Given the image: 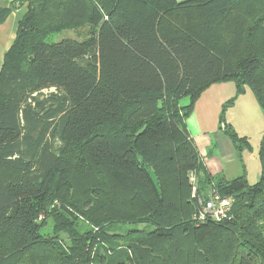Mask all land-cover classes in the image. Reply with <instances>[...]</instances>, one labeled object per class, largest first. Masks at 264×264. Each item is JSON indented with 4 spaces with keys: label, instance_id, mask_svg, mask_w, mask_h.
I'll list each match as a JSON object with an SVG mask.
<instances>
[{
    "label": "trees",
    "instance_id": "1",
    "mask_svg": "<svg viewBox=\"0 0 264 264\" xmlns=\"http://www.w3.org/2000/svg\"><path fill=\"white\" fill-rule=\"evenodd\" d=\"M15 1L27 10L0 68V264H264L263 149L255 183L213 176L186 127L208 86L233 82L219 121L249 147L224 114L246 88L264 111V0H14L0 23ZM83 25L81 40L45 41ZM190 173L196 194L231 199L227 218H193Z\"/></svg>",
    "mask_w": 264,
    "mask_h": 264
},
{
    "label": "crops",
    "instance_id": "2",
    "mask_svg": "<svg viewBox=\"0 0 264 264\" xmlns=\"http://www.w3.org/2000/svg\"><path fill=\"white\" fill-rule=\"evenodd\" d=\"M13 2L14 0H0V7L9 8ZM26 10L27 6L25 3L19 5L15 1L14 8L6 19L0 23V68L4 53L13 43L18 22ZM226 83H213L200 94L191 114L186 119V127L208 173L213 176H223L226 179H232L241 174L246 178V163L249 155H243L242 151L239 154L236 151L231 140L225 134V130L222 129L223 125L221 123L223 122L219 121V114L223 103L233 95L231 93L233 86H228ZM241 98L242 96L236 100V104L241 101ZM244 99L253 107L257 105L254 102L255 98L253 101L250 98ZM234 107L235 105L231 109H234ZM224 123L225 127L227 125L232 127L229 121L226 122L225 120ZM237 124L240 123L237 122ZM233 126L237 128V133L239 132L242 136H247L234 121Z\"/></svg>",
    "mask_w": 264,
    "mask_h": 264
},
{
    "label": "rangeland",
    "instance_id": "3",
    "mask_svg": "<svg viewBox=\"0 0 264 264\" xmlns=\"http://www.w3.org/2000/svg\"><path fill=\"white\" fill-rule=\"evenodd\" d=\"M86 32V25L79 26L76 28H66L47 35L45 41L47 43L57 42L64 38L81 40L85 37ZM226 84H228V86H233V90L231 93H233V95L235 96L234 83L227 82ZM49 91L50 90H44L43 93H41V96H44ZM233 95L230 98H232ZM241 96V101L236 104V100L239 99ZM235 98L236 99H234V102L232 104V106L235 105L234 109H231L232 106L227 108L226 113L224 114V118L226 122L229 121L231 123V126L234 130L238 131L237 128L233 126V121L236 123V125L239 126V129L244 131L247 135L246 137L249 141V147L243 148L241 153H243V155H249L246 163V179L249 183H255L259 179L258 174L260 175L261 171L260 152L262 149L264 152V111L260 108L257 101H255V97L249 88H246V91L243 94L237 95ZM244 98H250V100L252 101L254 99V102H256L257 105H255V107L249 105ZM187 102L188 98L183 97L180 100V105H185ZM230 112L232 113L230 114ZM237 122L240 124H237ZM238 134L241 135L239 132ZM84 169L85 167L83 165L82 168L77 167L74 172H77L80 175H84L86 174ZM75 186H79L78 183H76ZM195 195L197 194L195 193ZM199 195L201 196V194ZM47 222L51 224L50 219H48ZM49 223H47V225L42 228L44 233L46 234L51 233V225ZM134 225L135 224H127L126 227H133ZM137 227H141V225H138ZM61 237L65 239V235L62 234Z\"/></svg>",
    "mask_w": 264,
    "mask_h": 264
},
{
    "label": "built area",
    "instance_id": "4",
    "mask_svg": "<svg viewBox=\"0 0 264 264\" xmlns=\"http://www.w3.org/2000/svg\"><path fill=\"white\" fill-rule=\"evenodd\" d=\"M190 183L192 184V196L196 198V211L193 215V218L198 221H220L224 218H227L230 208H231V199L228 197L220 196L214 188L209 190L207 198L200 196L196 193V178L193 173L189 174Z\"/></svg>",
    "mask_w": 264,
    "mask_h": 264
},
{
    "label": "water",
    "instance_id": "5",
    "mask_svg": "<svg viewBox=\"0 0 264 264\" xmlns=\"http://www.w3.org/2000/svg\"><path fill=\"white\" fill-rule=\"evenodd\" d=\"M29 24H30V26H32V27L34 28V24H33V22H30Z\"/></svg>",
    "mask_w": 264,
    "mask_h": 264
}]
</instances>
